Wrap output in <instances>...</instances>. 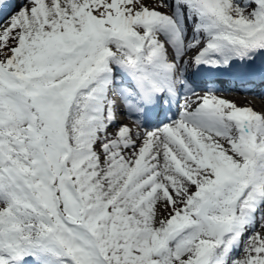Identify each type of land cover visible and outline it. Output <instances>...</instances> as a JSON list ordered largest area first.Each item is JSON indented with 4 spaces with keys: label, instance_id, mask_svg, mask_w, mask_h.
Instances as JSON below:
<instances>
[{
    "label": "snow or ice",
    "instance_id": "snow-or-ice-1",
    "mask_svg": "<svg viewBox=\"0 0 264 264\" xmlns=\"http://www.w3.org/2000/svg\"><path fill=\"white\" fill-rule=\"evenodd\" d=\"M0 17V264H264V109L216 87L264 80V0Z\"/></svg>",
    "mask_w": 264,
    "mask_h": 264
},
{
    "label": "bare ground",
    "instance_id": "bare-ground-1",
    "mask_svg": "<svg viewBox=\"0 0 264 264\" xmlns=\"http://www.w3.org/2000/svg\"><path fill=\"white\" fill-rule=\"evenodd\" d=\"M260 91H261V90H259V92H260ZM223 98H224V99H227V100H229V101L235 102V103L237 104V106H240V107H247V106H249V105L251 104V103H250L249 101H247V100L240 99V98H236V97H232V96H225V97H223ZM254 105L257 106V107L255 108L256 111H260L259 108L264 109V105L261 106V105L258 104V102H255Z\"/></svg>",
    "mask_w": 264,
    "mask_h": 264
},
{
    "label": "rangeland",
    "instance_id": "rangeland-1",
    "mask_svg": "<svg viewBox=\"0 0 264 264\" xmlns=\"http://www.w3.org/2000/svg\"><path fill=\"white\" fill-rule=\"evenodd\" d=\"M259 109H261V110H262V108H259Z\"/></svg>",
    "mask_w": 264,
    "mask_h": 264
}]
</instances>
